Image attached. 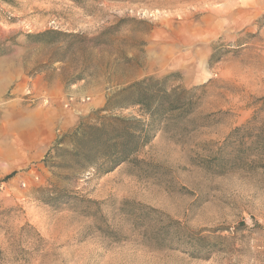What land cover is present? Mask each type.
I'll use <instances>...</instances> for the list:
<instances>
[{
	"label": "rangeland",
	"instance_id": "374dc122",
	"mask_svg": "<svg viewBox=\"0 0 264 264\" xmlns=\"http://www.w3.org/2000/svg\"><path fill=\"white\" fill-rule=\"evenodd\" d=\"M148 77L192 110L82 169ZM0 264H264V0H0Z\"/></svg>",
	"mask_w": 264,
	"mask_h": 264
},
{
	"label": "trees",
	"instance_id": "16d2710c",
	"mask_svg": "<svg viewBox=\"0 0 264 264\" xmlns=\"http://www.w3.org/2000/svg\"><path fill=\"white\" fill-rule=\"evenodd\" d=\"M168 78L157 80L148 77L117 93L119 107H139L142 117L109 113L98 115L94 123L81 122L67 135L74 142L71 152L75 163L82 169L108 172L139 152L150 141L151 131L159 124L186 117L193 107L192 96L177 87L169 88ZM62 142H57V152L65 149L59 146ZM14 174L7 175L4 180H9Z\"/></svg>",
	"mask_w": 264,
	"mask_h": 264
}]
</instances>
